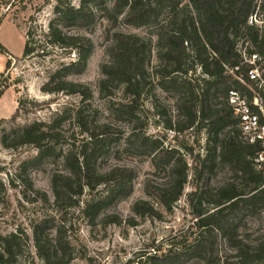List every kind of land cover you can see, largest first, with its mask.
I'll return each instance as SVG.
<instances>
[{
  "label": "trees",
  "instance_id": "1",
  "mask_svg": "<svg viewBox=\"0 0 264 264\" xmlns=\"http://www.w3.org/2000/svg\"><path fill=\"white\" fill-rule=\"evenodd\" d=\"M0 0V22L4 16L2 5H13V0ZM53 0L51 17L45 26L30 16L25 33L22 57H50L46 78L40 91L47 95L78 96L82 105H59L50 109L46 119H29V114L41 111L45 103L28 96L17 100V107L9 119H0V145L17 150L31 147L35 150L17 166L14 180L30 190L34 199L48 204L46 193L33 187L27 172L38 167L44 159L60 161L61 168L50 174L52 205L57 218L44 214L31 224L30 234L21 230L0 234V264H14L25 252L34 255L44 264H70L74 248L69 237L73 222L68 215L78 212L94 225L100 214L113 203L130 195L136 176L133 168L112 165L103 168L99 159L103 154L102 141L112 130L108 120L93 122L84 114L83 103H88L92 90L86 83L73 80L87 67L93 42L85 32L97 18L105 19L112 32L107 45L109 60L100 65L101 78L97 82L100 97L111 99L117 91L121 98L111 102L108 111L130 126L127 136L144 148L150 157L154 174L163 173L160 179L146 178L144 190L155 203L137 199L131 205L130 225L135 217H161L154 205L170 212L183 194L190 169L185 155L176 147H166L162 139L148 136L141 116L144 98L151 90L173 92L176 118L165 120V127L175 133L187 130H204L206 147L203 154L193 155L192 149L181 146L191 159L193 189L187 193V202L199 234L185 248L152 246L135 253L122 264H183L194 253L207 254L210 250L209 232L224 229L223 212L237 203L246 205L264 203V178L254 168L253 157L257 145L242 141L237 120L227 101L230 87L244 89L228 73L227 68L239 63L236 45L239 40L250 42L252 50L264 57V29L247 23L248 16L257 8L264 15V0ZM18 9H25V0H17ZM191 6V11L188 8ZM118 24L133 27L156 28L154 39L125 33ZM40 39H34L36 32ZM0 43V54H7ZM8 59L0 72V97L10 87ZM50 107V106H47ZM164 110L157 116L164 117ZM19 116H27L16 123ZM14 123L8 128L2 123ZM70 130V131H69ZM81 135L88 139L79 142ZM221 165L246 177L252 186L240 191L232 182L215 190L210 181ZM9 180L7 184H10ZM4 183L0 181V187ZM99 186L101 196L82 201L86 192ZM210 205L213 206L210 209ZM212 210V211H211ZM106 225L120 223L113 214L102 216ZM239 264H264V239L254 245L240 241L230 242Z\"/></svg>",
  "mask_w": 264,
  "mask_h": 264
},
{
  "label": "rangeland",
  "instance_id": "2",
  "mask_svg": "<svg viewBox=\"0 0 264 264\" xmlns=\"http://www.w3.org/2000/svg\"><path fill=\"white\" fill-rule=\"evenodd\" d=\"M11 1L9 2L11 3ZM13 2L11 7L6 4L1 8L4 16L0 22V43L8 53L0 54V72L5 70L6 61L9 59L11 63L8 73L11 85L0 97V119L11 117L17 107V100L23 96L45 103L41 111L29 114V119H46L50 109L57 108L62 104L74 107L82 105L78 96L47 95L40 91L46 78V68L51 65L50 57L46 59L22 57L25 33L30 26V16H36L38 24L45 26L51 17L53 0H25L26 8L24 10L18 9L17 0H13ZM70 2L77 5L79 0H70ZM187 3V0H182V4ZM188 8L193 11L190 5ZM116 28L125 33L152 37L153 39L156 32V28L153 27L118 24ZM111 32L108 22L101 18H97L94 25L86 30L85 33L93 42V50L88 59L86 70L81 75L71 78L86 83L92 90L91 100L88 103H83L87 119L94 123L103 120L112 123L110 135L102 141L104 147L103 154L99 159L100 165L103 168L112 165L128 166L133 168L136 176L130 195L108 206L96 219L94 225L89 224L87 219L80 216L78 212L68 215V218L73 222L72 228L69 230V237L74 248V259L70 264H122L135 253L144 249L150 250L152 246L162 248V250L183 249L199 234V229L193 224L195 219L190 213L186 196L193 189L191 159L181 146L186 145L191 148L193 155L203 154L206 147V132L204 130H187L178 134L168 130L165 127V120L176 118L175 98L177 94L159 88L151 90L143 100L141 118L145 124L144 131L150 137L162 139L166 147H176L185 155L190 168L187 183L182 196L170 212L154 204L161 211V217H135L134 225H130L128 221L133 216L131 205L135 200L145 199L155 203V200L146 194L144 181L146 178L160 179L159 177H163V173H153L151 159L145 153L147 148H138L136 141L132 138L126 141L130 133V126L117 120L108 111L111 102H116L121 98V92L117 91L111 99L102 98L98 94L97 82L101 78L100 65L109 60L106 50ZM34 39H40L39 31L34 35ZM162 109L165 112L163 118L157 116V111ZM26 118L27 116H19L16 123H23ZM13 124L4 122L1 126L8 128ZM87 139L88 135H81L79 142ZM34 153L35 150L31 147L9 150L0 145V181L4 183L3 187H0V234L17 230L30 234L31 224L44 214L54 215L55 218L59 216L52 205L50 174L53 170L61 168L60 161H55L53 158L44 159L38 167H32L27 172L33 187L46 193L49 199L48 204L34 199L29 189L14 180L18 164ZM9 180L13 181L7 184ZM229 181H232L240 191H246L252 186L246 177L235 173L226 165H221L211 178L210 188L215 190ZM104 191L105 187L99 186L91 193L86 192L81 199L83 201L90 197H99ZM212 208L213 206L210 205V209ZM105 214L116 215L120 223L104 225L101 220ZM223 217L225 220L224 231L231 238L230 241H227L222 232L211 229L209 252L207 254L194 253L183 264H239L235 251L230 248V242L240 241L243 246H248L264 239V203L246 205L239 202L232 209L225 210ZM30 250V253L25 252L14 264H44L34 255L31 246Z\"/></svg>",
  "mask_w": 264,
  "mask_h": 264
},
{
  "label": "built area",
  "instance_id": "3",
  "mask_svg": "<svg viewBox=\"0 0 264 264\" xmlns=\"http://www.w3.org/2000/svg\"><path fill=\"white\" fill-rule=\"evenodd\" d=\"M247 23L264 29L263 12L257 8L248 16ZM236 51L239 63L227 71L244 89L230 87L227 101L237 120L242 141L258 146L253 165L264 178V57L253 51L246 39L238 41Z\"/></svg>",
  "mask_w": 264,
  "mask_h": 264
}]
</instances>
